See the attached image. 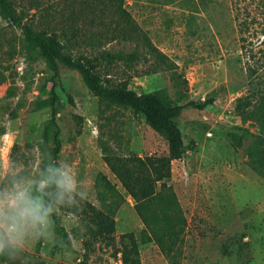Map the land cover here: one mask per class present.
Segmentation results:
<instances>
[{"label": "rangeland", "instance_id": "1", "mask_svg": "<svg viewBox=\"0 0 264 264\" xmlns=\"http://www.w3.org/2000/svg\"><path fill=\"white\" fill-rule=\"evenodd\" d=\"M12 1L37 28L65 31L62 40L75 55L92 48L139 50L131 67L103 61L106 79L127 80L140 94L161 92L184 106L175 118L186 154L172 162L171 179L159 188L173 187L186 222L170 255L147 236L135 200L104 156L162 155L168 152L166 139L140 113L101 102L79 71L59 61V163L72 176L75 192L61 203L56 198L57 219L49 214L47 224L30 229L21 247H6L0 264H120L115 252L127 232L139 240L142 264H264V177L248 164L250 137L238 127L257 131L235 109L239 97L264 89V0H119L169 64L159 63L139 35L122 33L125 23L114 14V0ZM20 39L21 30L0 18V62L9 67L5 73L16 92L7 98L10 82L0 84V190L16 181L42 184L44 153L51 149L44 139L50 109L39 101L50 95L52 72L42 62L26 71ZM14 46L18 51L11 58ZM209 96L215 101L204 109L186 105ZM101 174L123 195L110 245L93 240L94 225L83 212L85 201L101 208L117 204Z\"/></svg>", "mask_w": 264, "mask_h": 264}, {"label": "trees", "instance_id": "2", "mask_svg": "<svg viewBox=\"0 0 264 264\" xmlns=\"http://www.w3.org/2000/svg\"><path fill=\"white\" fill-rule=\"evenodd\" d=\"M114 2L118 3L117 10L114 11L119 19L118 22L125 23L121 27L122 33L130 34L133 32L137 36L139 35L146 43L147 50L154 53L159 63L169 64L168 55L154 45L132 14L124 8L119 0H114ZM0 18L7 23V26L21 30L19 41L21 48L19 51L25 56L26 71L34 68L36 63L42 62L45 70L52 72L54 84L50 95L39 101L41 106L50 109V118L44 129L45 144L51 145L50 151L44 153L43 158L45 177L50 168L53 170L61 169L59 156L62 150V139L61 128L57 121L58 108L56 105V86L61 76L59 61L67 67L79 71L87 87L101 102L131 108L135 113H140L146 122L166 139L168 152L162 155L123 157L108 154L104 156V159L126 192L135 200L134 207L148 229V231L144 230L148 234L147 236L154 239L170 255L173 245L181 238L186 218L183 216L181 205L173 187L166 185L159 188V183H167L171 179L172 162L183 159L186 154L184 134L175 118V115L179 114L184 106L173 104L161 92L140 94L129 87L127 80L112 84L110 79H106L100 67L103 61L109 65L113 62L123 61L131 67L141 57L137 49L126 53L124 51L111 52L92 48L75 55L72 51L67 50L62 40V36L66 35L65 31L59 33L58 31L37 28L34 23L26 19L25 11L17 10L12 0H0ZM18 39L19 36L15 40ZM17 51L14 46L8 51V54L13 58ZM8 69L7 65L0 62V84L10 82L6 97L12 98L16 92L14 81H11L5 73ZM257 83L261 84V82ZM183 97L184 95H181V98ZM214 101L215 97L209 96L202 101L191 100L186 105L204 109ZM235 109L239 112L242 122L249 123L257 131L251 133L242 127H238L240 131H243L244 136L250 137L245 147L248 164L264 177V89L257 88L250 94L239 97ZM241 137L240 133H235L238 145L241 144ZM47 145L44 152L47 150ZM100 180H104L109 186L117 204L114 205L115 207L110 205L107 208H101L85 201L83 212L89 222L94 225V228L91 229L93 240L110 245L116 240L115 214L118 208V200H123V195L115 185L114 187L111 185L105 175L101 174ZM40 185L41 183L31 185L36 195H40L38 191ZM44 191L51 193V195H43L42 198L45 206L51 208L49 214L56 220L57 215L53 208L57 198L55 186L45 188ZM120 242L121 247L115 252L116 255L120 253V264H142L139 240L135 233H123L120 236ZM7 254L8 252H6Z\"/></svg>", "mask_w": 264, "mask_h": 264}, {"label": "clouds", "instance_id": "3", "mask_svg": "<svg viewBox=\"0 0 264 264\" xmlns=\"http://www.w3.org/2000/svg\"><path fill=\"white\" fill-rule=\"evenodd\" d=\"M55 186L57 203L63 202L65 196L71 197L75 192L72 176L62 169H49L47 176L38 188L36 195L31 186L16 181L10 189L0 190V253L8 248L23 245L29 230L48 222L50 207L45 206L43 195L45 188Z\"/></svg>", "mask_w": 264, "mask_h": 264}]
</instances>
